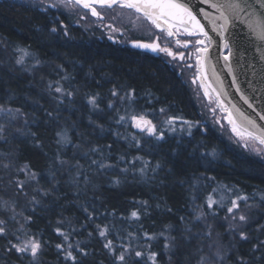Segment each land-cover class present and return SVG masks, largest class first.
Listing matches in <instances>:
<instances>
[{
    "label": "trees",
    "instance_id": "1",
    "mask_svg": "<svg viewBox=\"0 0 264 264\" xmlns=\"http://www.w3.org/2000/svg\"><path fill=\"white\" fill-rule=\"evenodd\" d=\"M127 84L136 93L134 113L145 114L151 94L168 99L152 100L168 114L198 121L184 89L155 58L76 32L51 34V10L0 0V264H34L9 250V241L29 238L42 245L35 264H73L67 251L75 264H119L104 247L108 240L116 253L121 246L142 251L139 264H152L153 252L156 264H198L203 256L206 264H264V158L211 128L158 139L118 123L124 108L108 106L107 90ZM218 185L246 197L245 225L229 216V203L209 207ZM97 225L107 228L105 238Z\"/></svg>",
    "mask_w": 264,
    "mask_h": 264
},
{
    "label": "flooded vegetation",
    "instance_id": "2",
    "mask_svg": "<svg viewBox=\"0 0 264 264\" xmlns=\"http://www.w3.org/2000/svg\"><path fill=\"white\" fill-rule=\"evenodd\" d=\"M31 3L39 4V10L47 11L51 10V34L60 32L63 36L68 37L73 32L79 33L84 37L85 40L89 38H95L98 41L105 40L107 43L117 50L126 51L130 55L135 53L138 56H146L155 58L159 65H161L167 72L171 73L178 81L180 87L184 89L187 96L192 102L191 110L188 113H195L198 121H185L188 124H196V126L204 133L207 132L208 128L215 129L220 138H224L227 141L231 139L229 136H225V132L219 130L216 125H211L208 119L202 118L200 113H212V116L216 115L215 120L220 124L221 129H225L229 135L234 133L228 124L223 112L219 109L214 99L209 94L208 90L202 86L200 81V74L197 70V54L195 52L196 47H200L195 44L197 39H202L199 36H187L182 33L176 34L173 37H168L166 32H161L149 21L145 20L142 16L137 19V14L130 9L121 8L118 5L113 7H100L92 6L100 14L99 16H93L91 9H83L74 2H68L65 0H18ZM51 1V3H50ZM55 5V6H50ZM63 9H61L60 7ZM55 29V31H53ZM159 38V39H157ZM180 40L182 43L185 41L189 42L187 48L177 46L176 40ZM144 43L151 44L156 43L160 48L167 47L174 54L176 58L166 55L163 51H142L132 46L133 43ZM184 54V59L181 60L179 54ZM188 65H191L189 67ZM117 84V83H116ZM119 84V82H118ZM132 85L127 84V87L123 88H112L109 91V100L111 102L119 103L124 108L123 112L133 111V102L136 100V93L131 87ZM116 91L117 95L115 98H122L124 103H120L119 100L113 99L112 92ZM104 90H102V95ZM155 99L152 98L151 94H147L144 97L146 110L145 113H155L156 111L163 109V104H155L152 100L158 101L161 97L155 95ZM162 100H168L163 98ZM167 111V110H166ZM122 112V113H123ZM176 113H184L183 110H178ZM214 113V114H213ZM204 121V122H202ZM199 122V124H198ZM218 124V126H219ZM237 131H235L236 133ZM238 133V132H237ZM246 141L253 145L259 146L264 149L261 145L256 143L253 139L242 135ZM229 138V139H228ZM242 148L248 152L254 153L255 150L251 145H248V149L241 144ZM249 148H253L249 149Z\"/></svg>",
    "mask_w": 264,
    "mask_h": 264
},
{
    "label": "snow or ice",
    "instance_id": "3",
    "mask_svg": "<svg viewBox=\"0 0 264 264\" xmlns=\"http://www.w3.org/2000/svg\"><path fill=\"white\" fill-rule=\"evenodd\" d=\"M43 2V0H41ZM76 4L83 5L85 8H90L92 4H99L101 6H107L111 8L113 5H118L121 8H126L133 10L137 14V19H139L141 16L149 21L152 25H154L157 29H159L161 32H166L168 37H173L176 34H184L187 36H199L203 37L202 39H197L195 41V44L200 46L195 48V52L197 54L199 53H207L208 52V45L212 43V37L209 36L208 32L205 31L204 26L200 23V20L197 18V14L193 10V8L186 2H181V0H74ZM202 4H207L209 7L215 9L219 15L216 17L218 20H222L223 23L220 25V31L218 32L219 35L223 36V32L227 30V27L232 22H240L244 24L251 33L255 34V37L260 40L261 42H264V0H255V4L252 2V0H200ZM55 6V5H50ZM92 15L93 16H99L100 14L96 11L95 8H91ZM202 12V10H201ZM204 15H207V13H203ZM55 31V29H53ZM213 31H216L214 28ZM159 39V38H157ZM177 46L187 48L189 46V42H181L180 40H176ZM137 47H142L145 49H151L152 51H163L166 53V55L176 58V54H174L171 50H169L167 47L160 48L158 44L151 43V44H137L135 45ZM226 49L229 48L228 44L226 43L224 45ZM229 53L231 54V49H229ZM179 57L181 60L184 59V54L180 53ZM224 59L227 61L229 60V55H225ZM197 64L202 65V60L199 55H197ZM191 67V65H188ZM55 91L57 93H61L63 90L60 87H56ZM68 96H71L72 93H67ZM113 96L117 95L116 91L112 92ZM93 107H97V102L95 98H91L88 101ZM245 102L247 103V99L245 98ZM109 107H112V104L109 103ZM249 107H252L251 104H249ZM2 110V109H0ZM163 111V109H161ZM260 118L264 120V115H261ZM126 119L125 116H120L118 119V123L122 122ZM128 119H131L133 121V126L138 128L142 132H147L148 135H155L158 139H162L163 136L158 134V129L156 125L152 123L150 119H146L144 115H131L128 117ZM248 125H251L253 129H256L255 132L247 130L245 128L242 135H248L252 139L258 140L260 144L264 145V129H258L255 125L254 121L247 120L246 121ZM229 123L233 124V131H237L236 123L234 120H232L231 115H229ZM2 130V129H0ZM62 139H64L62 137ZM135 139V137H133ZM110 147V146H109ZM93 151H98L97 149H93ZM123 159V157H121ZM135 159H140L139 157ZM61 163H64V161H61ZM93 164L98 165L99 168L107 167L108 165H104L102 163H99L96 160L92 161ZM132 163H135V160L132 161ZM5 167H8V165H5ZM159 167V165H157ZM28 166L25 165L24 169L22 171L26 172V175H30L31 179H36V173H28L27 171ZM124 171H127V169H124ZM143 168L140 169L141 175H143ZM23 183L22 181L18 182V186L23 189ZM47 194V193H45ZM238 199L244 200L246 197H238ZM211 202L209 203V207H211ZM238 207L237 201H232V207L228 208V212L231 213L233 211V208ZM87 211V209H85ZM133 217L138 218L137 213H132ZM89 219H91V214L89 215ZM240 221H246L247 217L244 215L239 216ZM5 221L0 220V225H3ZM97 228L99 229V236L101 238L106 237L107 228H101L100 225H97ZM58 234L63 235L65 240L68 239L67 235H65L63 232H61L60 229L56 230ZM0 235H5V229L3 227H0ZM91 235V233H90ZM207 235L211 236V232L209 231ZM241 239H245L246 236L244 233H241ZM19 239V237H17ZM148 239H152V237H148ZM176 238L173 237L172 240L174 241ZM11 249H15L17 253H25L29 254L33 262L35 264V261L38 260L39 253L42 249L41 242L39 240L29 238L25 241H23L20 244L11 243ZM57 249L63 250V246L61 244L56 245ZM69 248L72 247V245H68ZM104 247L106 249H109L110 253L114 254L116 257V260L119 262V264H128L129 258L135 257L136 259L133 261V264H139V259L143 257V252L140 250H133L131 248H123L121 246L122 251L119 253H116L115 250L112 247V241L108 240ZM170 243L165 244V248H169ZM211 247V245H210ZM77 249H79V246L77 245ZM83 255H87V252H83ZM156 253H151L148 259L152 261V264H156ZM217 258L219 260H223L224 257L219 254V245L217 249ZM65 259H71L73 261V264L76 262V257L73 255L71 251H67ZM198 264H206L205 260L202 258L201 261L198 262Z\"/></svg>",
    "mask_w": 264,
    "mask_h": 264
},
{
    "label": "water",
    "instance_id": "4",
    "mask_svg": "<svg viewBox=\"0 0 264 264\" xmlns=\"http://www.w3.org/2000/svg\"><path fill=\"white\" fill-rule=\"evenodd\" d=\"M181 2H186L193 8L205 31L212 37L208 52L199 53L202 65L197 64V70L202 86L208 90L232 130L233 124L229 123V115L235 121L238 133L242 134L245 128L256 131L247 124V120L254 121L258 129H264V120L260 118L264 115V42L258 40L244 24L235 21L228 25L221 36L218 32L223 21L216 19L219 13L215 9L202 4L200 0ZM252 2L255 4V0ZM77 5L86 10L92 6L107 7L92 4L90 8H85ZM201 10L207 15L202 14ZM214 28L216 31H213ZM226 43L228 49L224 47ZM137 44L144 43L137 42L132 46L142 51L149 50L135 46ZM225 55H229V60L224 59ZM245 136L251 138L246 134ZM253 140L262 145L258 140Z\"/></svg>",
    "mask_w": 264,
    "mask_h": 264
},
{
    "label": "rangeland",
    "instance_id": "5",
    "mask_svg": "<svg viewBox=\"0 0 264 264\" xmlns=\"http://www.w3.org/2000/svg\"><path fill=\"white\" fill-rule=\"evenodd\" d=\"M28 3H31V2H28ZM50 3H51V1H50ZM31 4L33 6L39 7V4H37V3H31ZM60 8L63 9L62 7H60ZM113 99L119 100L121 104L124 103V100L122 98L119 99V98H115L113 96ZM115 103L116 102H114V101L111 102L112 105ZM124 108L126 109V106H124ZM123 113H125L123 115L126 117L125 121L129 122L131 127L135 131L140 132V133L147 135V136H150V137H156L157 138V136H155V135H148L147 132L140 131L138 128L133 126V121H131V119H128V117H130L133 114H135V115H140V114H136L133 111H127V112H123ZM168 113H169L168 111H166V110L161 111V109L156 111L155 113H152V117H155L156 121L155 120L153 121L151 119V117L149 116L150 115L149 113H145L142 115H144L146 119H150L152 121V123L154 125H156V127L158 129V134L162 135L163 137H164V135H167V136L187 135V133H188L187 131L190 127L191 128L197 127L196 124H193V123L188 124L187 122H185L184 116L182 114H168ZM200 116L202 118L208 119V121L210 122L211 125H213V124L216 125L219 128L220 132L221 131L225 132L226 135L222 132L221 133L224 134L225 136H229L231 138V139L228 138L230 141H234L235 143L237 142L240 146L242 144L244 147H246V149H248V145L250 144L251 147H253L254 149H257V150H255V152L253 154L261 156L262 158H264V149L260 148L259 146L253 145L251 143V141L250 142L246 141L245 138L237 132L236 133L234 132V133L229 135V133L225 129H221L220 128L221 121L219 124L215 120L216 115L212 116V113H200ZM202 122H204V121H202ZM198 124H199V122H198ZM218 124H219V126H218ZM253 148H249V149L253 150ZM249 153H252V152H249ZM238 197H241V196L238 195L231 187L224 186V185H218V186H216V188L212 189V191L210 192L209 200H210L212 205H221V204L229 203L230 204L229 208L232 207V201L236 200L238 207L233 208V211L231 213H229V216L233 215V219L237 218L238 223L240 225H245L248 222V219L246 221H240L239 216L240 215L245 216V212L247 211V207L244 204H242L244 202L241 201V199H238ZM0 227H1V225H0ZM214 249L217 250L218 247L215 246ZM203 259L205 260V262L207 261V258H204V256H203ZM215 261H218V260H215Z\"/></svg>",
    "mask_w": 264,
    "mask_h": 264
}]
</instances>
